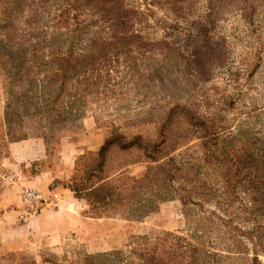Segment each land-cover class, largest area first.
Segmentation results:
<instances>
[{
  "label": "rangeland",
  "instance_id": "obj_1",
  "mask_svg": "<svg viewBox=\"0 0 264 264\" xmlns=\"http://www.w3.org/2000/svg\"><path fill=\"white\" fill-rule=\"evenodd\" d=\"M113 133L165 141L162 156L223 193L226 166L205 140L219 158L250 139L264 156V0H0V200L32 231L0 264H152L139 254L157 245L171 264H264V220L247 212L261 193L248 185L228 211L160 190L93 226L38 231L62 190L77 199L73 180ZM157 165L113 150L107 175L122 188ZM45 172L46 203L25 217L20 196Z\"/></svg>",
  "mask_w": 264,
  "mask_h": 264
},
{
  "label": "trees",
  "instance_id": "obj_2",
  "mask_svg": "<svg viewBox=\"0 0 264 264\" xmlns=\"http://www.w3.org/2000/svg\"><path fill=\"white\" fill-rule=\"evenodd\" d=\"M253 142L251 139L248 142L249 145L247 142H243L242 146H238L239 149L227 152L222 158L211 154L210 149L216 143H212L210 139L203 142L208 159H215L226 166V190L218 194L213 188L199 184L191 178L174 158L162 156L165 141L152 144L144 142L141 136L129 138L121 133H113L100 147L94 166L88 168L82 178L73 180L70 189L75 193L77 199L87 201L89 208L86 213L88 217L103 218L128 213L135 205L145 208L150 203L148 198L160 190L177 192L185 207L216 203L220 209L228 211L233 203L239 201L240 187L248 185L261 193V198L257 200L260 203L247 212L253 220L257 221L259 218L264 220V156L256 153ZM113 150L123 153L139 150L150 162L158 165L149 168L140 177L126 176L123 187H116L111 182V176L107 175L109 155ZM195 199H198L199 202L196 203ZM227 223L232 224L231 222ZM162 255L158 245L155 250L145 249V252L139 254L141 259L147 263L171 264L172 259L166 254L163 255V259H160ZM77 264L95 263H92L87 257L84 262L80 261Z\"/></svg>",
  "mask_w": 264,
  "mask_h": 264
},
{
  "label": "crops",
  "instance_id": "obj_3",
  "mask_svg": "<svg viewBox=\"0 0 264 264\" xmlns=\"http://www.w3.org/2000/svg\"><path fill=\"white\" fill-rule=\"evenodd\" d=\"M51 176L52 175L48 172L41 173L36 178L28 180V183H26L30 184V187L38 188L46 195L49 192V186L52 182ZM62 191L64 200L62 201L63 203L61 204L60 209L45 208L36 218L35 222L39 225L38 231L42 232L48 230V232H60L63 229L67 230V228L76 230L79 229V227L93 226L94 223L92 222L94 221L92 220L94 219L83 216L81 212L84 203L75 199L70 191ZM54 194L57 193L54 192ZM5 196L6 194H3L2 199L0 200V254L11 251L26 250L29 247L28 245H30L26 238L29 234H32L30 224L17 225L16 216L11 215L6 209L8 205ZM72 208H74L75 211H72ZM63 221L67 224L66 227L64 226L65 224H63ZM42 225H47V227H43ZM15 235L23 236V241L19 243L18 248L15 247L16 245L9 243L10 239Z\"/></svg>",
  "mask_w": 264,
  "mask_h": 264
},
{
  "label": "built area",
  "instance_id": "obj_4",
  "mask_svg": "<svg viewBox=\"0 0 264 264\" xmlns=\"http://www.w3.org/2000/svg\"><path fill=\"white\" fill-rule=\"evenodd\" d=\"M19 203L26 211L25 217L34 216L38 209L46 203V197L38 188L27 187L23 190Z\"/></svg>",
  "mask_w": 264,
  "mask_h": 264
}]
</instances>
